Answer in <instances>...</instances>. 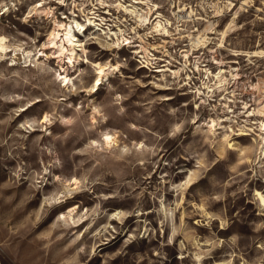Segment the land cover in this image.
Returning <instances> with one entry per match:
<instances>
[{"label":"rangeland","instance_id":"374dc122","mask_svg":"<svg viewBox=\"0 0 264 264\" xmlns=\"http://www.w3.org/2000/svg\"><path fill=\"white\" fill-rule=\"evenodd\" d=\"M145 2L0 0V264H264V0Z\"/></svg>","mask_w":264,"mask_h":264},{"label":"bare ground","instance_id":"6f19581e","mask_svg":"<svg viewBox=\"0 0 264 264\" xmlns=\"http://www.w3.org/2000/svg\"><path fill=\"white\" fill-rule=\"evenodd\" d=\"M145 1H143V0L142 1L133 0L134 4H145L146 3ZM41 2H43V1H41ZM120 5L123 8V5L122 4H120ZM229 5L232 6V3L229 2ZM228 8H230V7H228ZM124 9L126 11H128L127 8H124ZM150 10H152V8H150ZM31 11H34L36 14H38L42 18L44 16H46V17H49L50 15L53 16V11L51 9L50 10L45 9V8L43 9V3H40L39 5H36L35 7L32 8ZM1 12H3V13H1ZM8 12H10V7H7V6L4 5L3 8L0 9V17L5 15V14H7ZM220 13H221V10L217 9V14H220ZM188 17H190V16H188ZM161 18H162V15H159V16L156 17L155 20H157V19H159V20L156 22V24L153 23V28L155 30H158L161 27V24H160L161 23ZM103 20L104 19H101V22ZM139 20H140V22H148L149 19L147 18V16L144 17V16L141 15ZM86 21L89 22V23L93 22L91 20V18H88V20L86 19ZM55 23H56L55 25H56L57 28H54V30L49 33V45L52 46L53 48H55L54 54L57 55L56 58H59L60 61H63L62 57H63L64 53L65 52H69V59L71 60V63H73V67H75L74 60L77 61L79 59V53H78L79 52V48L81 49V52L86 53V51H87L86 47L83 45L81 40L77 39L76 35L73 33V25L74 24L72 25V24H67L65 22H58V21H55ZM72 23H76V27L78 28L80 33L85 28V26L82 23H79L76 20H74ZM93 23H96V22H93ZM93 26H94V24H93ZM232 27H233V22L229 25L228 29L226 28L227 30L222 33V37H223L222 39H224L227 36V33H228L229 29H231ZM208 29H211V25H210V27ZM121 32H122V30H121ZM122 41L124 43L125 40L123 39ZM121 42L119 43V45L118 44L117 45L113 44V45L119 47ZM204 43H205V38H203V36H202L200 39L192 40V44L191 45L196 48V47H199L200 44H204ZM18 51H21V48L18 49L17 47H13L12 45L9 44L8 38L6 36H3L2 34H0V64L2 62H4L6 59H8L10 54H14V57L12 58V60L14 61V59H16L17 55H20V54H18ZM243 54L244 53H240V52L238 53L237 52L236 55H243ZM263 54H264V52L257 51V52H254L253 54H247V55H252L254 57H258V56H261ZM22 55L24 57L25 64H27V63L30 62L31 57L33 56V50H29V51L23 50ZM141 58L145 59L144 62L142 61L143 63H147V64L150 63L151 59H150V55H149L148 52H146L145 55L141 56ZM12 65H14V64H12ZM97 69L99 70V76L95 79V83H94L93 89H96L103 82L104 78H107V77H109L110 74L116 72V70L118 69V66L117 65L115 67L111 66V68L106 70L105 67H103L102 65L99 64V67ZM66 71H67V69H66ZM76 72H79V70L77 69ZM223 72H224L223 70H220V72L217 73L216 77L219 79V75H221ZM103 74H104V76H103ZM62 79H63L64 85H69V83H71V81H72V79L69 77V74H66L64 76V78H62ZM219 81L221 82V85L224 82L223 80L222 81L219 80ZM208 88H209V86H208ZM198 92L201 93V91H198ZM250 114L254 115V111L251 112ZM257 114L260 115V117H264V105L261 108L257 109ZM48 121H50L49 116L45 115L43 117V119H42V123H47ZM208 125H210L211 130H215L216 121L214 119H211L209 121ZM260 127H261L260 130L262 131V133L259 134V136L262 139V145H263L262 146V154H264V121L260 122ZM242 134L244 135L246 133H244V131L242 130ZM106 142H107L108 145H111L114 142V139L112 138V136H107L106 137ZM72 184L76 185L75 188H77L78 184H79V180L77 178H74ZM186 184H187V182L184 183L183 186H185ZM258 196L260 197V206L263 207V209H264V195L262 193L258 192ZM200 209L205 214V216H207L208 218H211L210 214L206 211L204 206H201ZM74 210H75V208L72 209L71 211H74ZM119 214L120 213L115 214V215L117 216ZM197 261H198L197 264H202V261H201L200 257H197Z\"/></svg>","mask_w":264,"mask_h":264},{"label":"flooded vegetation","instance_id":"af4514ba","mask_svg":"<svg viewBox=\"0 0 264 264\" xmlns=\"http://www.w3.org/2000/svg\"><path fill=\"white\" fill-rule=\"evenodd\" d=\"M167 239H168V235H167ZM176 241H178V242H179V240H176Z\"/></svg>","mask_w":264,"mask_h":264}]
</instances>
